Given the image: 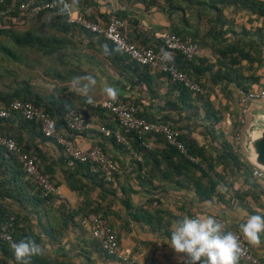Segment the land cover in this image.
Wrapping results in <instances>:
<instances>
[{"label": "trees", "instance_id": "obj_1", "mask_svg": "<svg viewBox=\"0 0 264 264\" xmlns=\"http://www.w3.org/2000/svg\"><path fill=\"white\" fill-rule=\"evenodd\" d=\"M20 1L5 0L0 3V9L8 11L13 16L18 15L22 11L19 7ZM129 2H143L147 7L155 6L162 12H166L169 17H172L177 11L183 12V15L177 21L171 19L174 22V26L170 32L179 35L183 40L197 42L200 47V53L196 57L188 59L179 52H175V62L179 69L196 80L203 89H212V87L218 85L221 92L227 91L228 95L232 92L234 96L232 98H236L238 104L241 91L247 92L252 88L264 86V76L258 73L259 68L264 66V0H164L163 4L159 3L158 0H129ZM88 3L87 0H78L77 4V7L85 16L103 21L116 16L125 21L124 32L126 36H129H127L128 40L131 42H134V40L139 41L135 43L142 47L163 48L159 38L149 39L146 36L142 37V35L132 38L130 34H126V22H132V19L127 16L126 9L117 10L109 16L96 17L93 14L85 13L84 8ZM227 10L233 14L244 12L248 15L250 22L260 21V24L256 25L255 31H251L250 28H244L241 33H237L235 29L230 27L232 19L226 17L225 12ZM187 12H189V15L186 14ZM42 13L53 16L50 19V24L62 33V36L43 34L41 32L35 33L32 29L18 33L11 31L7 27H0V35H7L16 48L21 50L31 49L48 57L47 59L54 62L62 60V63L65 64L67 59H64L63 47L65 48V45L68 44H71L70 48L74 47L71 36H74V32L78 30L77 32H83L90 37L86 47L93 49L94 55H102L112 66L118 68L120 79L116 81L117 85L126 84L124 82L130 81L128 79L131 77L130 74L137 70L146 74L152 72L149 66L139 64L122 51L112 55H104V45H107L110 49L116 48V46L102 36H98L76 24L69 23L66 14H58V9H44L37 14ZM133 20L137 22L135 19ZM203 28L205 29L204 31ZM207 52L215 55L214 61H211ZM94 55H89L91 60L98 59ZM76 58L75 61L80 60L78 56ZM24 64L28 63L23 60V54L14 51L11 45L0 41V108L5 107L14 100L31 101L54 117L57 130L60 133L66 137H69V134L73 132L76 133V131L67 130L62 118L63 111L69 107L80 111L86 117L83 111L75 104L74 93L68 91L65 87H54L49 94H41L34 91L29 78L19 76L20 69ZM74 69L70 68L69 73L74 72ZM153 73L162 74L170 81V96L162 105V108L167 110L166 113L147 115L140 111L138 104L133 99L131 100L130 97L119 95V98L132 103L137 108L140 116L152 121L165 122L178 129L180 138L185 144L189 155L195 157L196 160L192 161L182 156L176 148L169 145L159 135H145L142 139L146 145H142L140 143L141 140L132 135L130 138L134 149L142 157V161L135 159L138 162L139 170L146 168L151 161L152 169L150 171L160 172V177L164 181L174 183L178 188H194L195 194L200 200L211 199L219 194L221 185L225 186L226 189L231 188L233 182L230 177L234 176H242L245 182H249L252 188H256L258 185L257 180L259 179L253 176V165L239 151V145L233 144L225 138L219 140L218 146L206 147L199 145L190 134L191 127L197 125L195 119H199L198 115H200L198 106L194 105L195 102L203 99L201 102L203 109L201 119L207 122L206 125L211 126L221 121L225 110L229 109L228 104H225L226 109L220 104L216 108L207 91L203 90V92L193 93L182 84L172 81L166 74ZM54 74L62 76V73L58 70H55ZM207 81H209V84H207ZM91 108L105 113L109 120H113L116 123V127H114L115 124L114 126H104L112 130L119 128L118 123L112 116L100 108L99 105H93ZM182 111L188 114L184 116L186 123L180 125V120L175 119L174 116L178 114L183 119L180 114ZM238 111L239 105L231 120L233 121L232 135L234 134L233 130L236 122L238 126L235 129V133L239 131L241 125L238 120ZM21 130L22 132H28L30 135L34 134L42 137V139L53 140L64 153L62 146L54 138L43 135L37 122L26 120L18 113H11L8 117L0 118V135L13 138L24 151L37 155L40 161L42 159L47 161L43 151L36 148L32 149L26 144V138L21 134ZM100 133L104 135V133ZM104 136L116 142L113 135ZM152 137L163 143L160 159H150V155H153V152L148 147V142ZM116 143L122 149V146L118 142ZM66 157L72 162L71 173L66 176V183L70 189L85 196L89 193L90 189L87 186L84 187L81 178L75 176L77 173L82 177L88 178L94 186L100 188L109 187L113 183L114 180L106 181L101 173L92 171L88 163L73 160L68 155ZM161 164H163V167H161ZM218 167H221V170H218ZM40 169L43 173H47L55 186H57L48 172V165L45 163L43 168L40 162ZM150 171H147L149 176L153 175V173H149ZM155 176L157 175L155 174ZM144 177L147 176L145 175ZM92 188L94 187L91 186ZM56 194L51 192L43 195L41 187L36 181L27 176L17 158L10 151L0 146V224L6 221L11 222L10 241L19 242L25 238H33L37 243L44 246L45 254L33 257L31 264H75L65 256H62L61 253L49 251L46 243L49 241L52 246L55 242H61L63 236L70 233L77 226L88 232L81 224V219L90 213H98L110 223L106 214L99 212L95 208L82 212L80 209H70L61 199L56 203ZM233 195L239 200H243L245 196H248V192L235 190ZM252 197L256 199V196L252 195ZM151 202V199H147L145 205L141 206L142 210H140V213L143 215L141 219H147L148 224L154 226L152 221L156 219V214L163 212L157 209L154 214L147 212V215H145L146 212L143 211L142 207L149 205ZM125 204L126 207H131L128 202H125ZM55 213L59 215H55ZM33 220L35 223L32 222ZM113 230L115 231L114 228ZM90 237L96 243V246H99V250L107 256L98 240L91 235ZM10 241L0 239V264H17L10 247Z\"/></svg>", "mask_w": 264, "mask_h": 264}, {"label": "crops", "instance_id": "obj_2", "mask_svg": "<svg viewBox=\"0 0 264 264\" xmlns=\"http://www.w3.org/2000/svg\"><path fill=\"white\" fill-rule=\"evenodd\" d=\"M158 1L162 4L164 2V0ZM87 2L89 3L84 8L85 13L93 14L96 17L109 16L117 10L126 9L127 16L132 19V22H126V34H130L132 38L137 35L146 36L149 39L158 38L161 34L172 30L174 22L171 19L177 21L183 15V12L177 11L172 17H169L166 12H162L155 6L147 7L143 2L132 3L129 0H87ZM186 14L189 15V12ZM133 19L137 22H134ZM135 42L138 43L139 41L134 40ZM96 58L98 57L96 56ZM92 61L95 71H86L85 74H92L97 83L103 82V80L99 81V78L104 74L109 82L102 84L114 86L121 96L133 99L138 104L141 112L151 116L167 112L162 108V105L170 96V81L164 75L153 72L146 74L137 70L130 74L131 77L128 78L130 81L124 82L126 84L117 85L115 82L120 79L119 71L114 72L116 76L111 73L110 68L113 67L111 63L107 60L98 61V59ZM101 63L109 71H103V64ZM71 79L73 77H65L61 86L75 94V104L91 121L92 128L81 133L73 132L69 137L83 148L94 144L103 146L105 152L113 158L118 167V172L111 186H104L103 188L94 186L91 180L77 173V175H74L81 178L84 187L87 186L90 189L89 193L85 196L70 189L66 183V176L71 173L72 162L66 157L62 149L53 140L42 139V137L34 134L30 135L26 131L22 132V130L21 134L25 136L26 144L30 148L39 149L45 154L47 161L42 159L40 162L43 168L45 163L48 165V172L57 184L55 202L58 203L61 199L72 210L80 209L84 212L87 209L95 208L99 212L105 213L112 228L117 233L121 248L127 250L138 264H183V254L175 253L169 245L174 222L183 216L199 215L203 218L213 215L226 222L227 230L233 232L239 231V225L246 222L249 215L264 212V180L256 179L258 185L256 188H252L251 184L245 182L242 176L230 177L233 182L231 188L226 189L225 186L221 185L219 194L211 199L200 200L196 196L194 188H178L174 183L164 181L160 177V172L150 171L152 169L151 161H148L149 164L146 168L139 170L138 162L129 152L120 149V146L113 139L105 137L98 131L100 125L114 126L115 124L114 127H116V123L109 120L105 113L91 108L95 103L107 98L103 92V86L96 85L95 89L97 91L91 93L95 103L90 105L86 103V98L82 94L73 91L72 83L67 82ZM101 83L99 84L102 85ZM208 96L211 101L214 98H227V95L219 92L209 93ZM194 105L198 106L200 112L202 109L201 103L195 102ZM215 107L218 108V106ZM180 114L183 119L178 114L174 118L180 120V125H183L186 123L184 116L188 113L182 111ZM201 115H198L199 119H195L197 125L191 127L190 131L191 136L199 145L215 147L218 146L219 140L225 138L229 140L228 132H231L232 121L228 112L225 111L221 121L213 126L206 125L207 122L202 121ZM148 143V147L153 152L150 159H160L163 143L155 137L150 138ZM161 167H163V164H161ZM218 170H221V167H218ZM147 171H150L149 173H153V175L149 176ZM145 175L147 177H144ZM174 178L176 179V177ZM91 186L94 188L91 189ZM235 190L246 191L248 196H245L243 200H239L233 195ZM252 195L256 196V199ZM147 199H151L152 202L145 206L147 208L142 207L143 211L146 212L145 215H147V212L154 214L157 209L163 212L156 214V219L152 221L154 226H150L147 219H141L143 216L140 213L141 206L145 205ZM125 202L131 204V207H126ZM55 215L59 214L55 213ZM32 222L35 223L34 220ZM262 241H264V237H262ZM46 247L49 251L61 253L62 256L75 264L115 263L114 259L105 256L99 250V246H96V243L92 241L88 232L78 226L70 233L65 234L61 242H55L51 246L48 241ZM251 247L255 254L264 260V242L259 247ZM239 264L242 263L239 261Z\"/></svg>", "mask_w": 264, "mask_h": 264}, {"label": "built area", "instance_id": "obj_3", "mask_svg": "<svg viewBox=\"0 0 264 264\" xmlns=\"http://www.w3.org/2000/svg\"><path fill=\"white\" fill-rule=\"evenodd\" d=\"M5 0H0V3ZM71 3V0H67ZM19 7L22 11L31 10L36 13L41 10L58 9L57 0H21ZM67 21L76 24L98 36L108 39L116 47L119 46L122 52L126 53L132 60L142 65H147L152 72L166 74L172 81L182 84L193 93L203 92L201 85L190 77L183 70L179 69L175 62L168 63L163 61L161 49L152 47H142L128 40L125 35V21L112 16L107 21L92 19L85 16L75 5L70 14L66 13ZM162 47L171 52H179L184 57L192 59L199 55L200 47L197 42L183 40L173 32H165L158 37ZM264 100V86L252 88L247 92H240L238 120L241 124L245 121V116L252 102ZM95 105L107 111L118 123L119 128L112 130L104 125L98 126V131L104 135H113L116 142L122 146V150L129 152L134 159L142 161V157L134 149L130 136H135L141 140L142 145H146L142 139L145 135H159L169 145L177 149L184 157L195 161L196 158L189 155L187 148L180 138V131L170 124L161 121L148 120L138 114L137 108L129 101L121 98L117 102H112L107 98ZM11 113H18L26 120H32L39 124V128L45 137H52L62 146L64 153L71 159L88 163L91 170L99 172L106 181H113L118 167L116 162L109 156L99 144L83 148L72 138L66 137L57 130L54 117L44 111L41 107L31 101L14 100L5 107L0 108V118L8 117ZM64 125L68 131L82 132L92 128V123L80 111L74 108H67L63 111ZM69 134V132H67ZM70 135V134H69ZM236 145L240 143V132L236 133ZM0 146L10 151L22 167L28 177L33 179L41 187L42 194L57 193V186L47 173L40 169V159L37 155L24 151L21 146L11 137L0 135ZM252 174L259 180H264V171L253 166ZM81 224L88 233L98 240L101 248L107 256L114 259V264H138L127 250L121 248L119 239L108 220L98 213H90L83 219ZM240 237L241 252L239 261L242 264H264L254 252L247 240L239 231H233ZM0 239L3 241L11 240V222L6 221L0 224Z\"/></svg>", "mask_w": 264, "mask_h": 264}, {"label": "clouds", "instance_id": "obj_4", "mask_svg": "<svg viewBox=\"0 0 264 264\" xmlns=\"http://www.w3.org/2000/svg\"><path fill=\"white\" fill-rule=\"evenodd\" d=\"M78 4V0H57L58 14H70L71 9ZM119 46L109 48L103 46L104 55H112L120 52ZM163 61L174 62V55L161 49ZM73 91L82 94L87 104H94L93 96L90 94L95 88L97 80L92 74H84L73 77ZM104 94L112 102L119 99V91L114 86L106 85ZM262 138V137H259ZM240 234L253 247H259L264 237V212L249 215L246 222L239 225ZM169 245L177 254H183V264H239L240 237L227 230V223L213 215L207 217L183 216L176 220L171 230ZM17 264H31L33 257L43 256L45 248L33 238H25L19 242L10 241Z\"/></svg>", "mask_w": 264, "mask_h": 264}, {"label": "rangeland", "instance_id": "obj_5", "mask_svg": "<svg viewBox=\"0 0 264 264\" xmlns=\"http://www.w3.org/2000/svg\"><path fill=\"white\" fill-rule=\"evenodd\" d=\"M231 10V9H230ZM228 11V12H227ZM225 12L226 17L229 19H232V23H230V27L235 29L237 33H241L244 28L248 29L250 28L251 31H255L256 25L260 24V21H249L248 20V15L245 14L244 12H238V13H230L229 10ZM52 15L50 16L49 14H37L34 11L27 10V11H21L18 15H11L8 11H3L0 9V27H7L10 28L11 31L15 32H24L26 30L32 29L35 33L36 32H41L43 34H49V35H58L62 36V33L57 31L52 25L50 24V19H52ZM232 24V25H231ZM77 29V28H76ZM205 29L203 28V31ZM74 32V36H71L72 41L74 42V47L70 48L71 44L65 45L66 47H63L64 51V59H67L66 63H62L61 61H52L50 59H47L48 57L43 56L41 53H37L34 50L31 49H25L21 50L19 48H16L14 44H12L10 38L7 35H0V41L7 43L11 45V47L14 49V51L23 54V60L25 63L27 62L28 64H24L23 67L20 69V74L19 76L22 78H29L30 82L32 83V87L34 91H37L41 94H49L53 91L54 87H62L61 85L64 82V78L66 77H75V76H80L86 73V71H95V66L92 65L93 61L90 59V54H93V49H89L86 47V44L88 45V40L90 37H88L85 33H79ZM68 35V34H67ZM71 50L73 51L71 53ZM72 55V56H71ZM207 55H209V58L212 59V61L215 58V55L211 52H207ZM76 56L79 57L80 60L75 61L77 58ZM89 56V58H88ZM95 58L96 56L98 57V61H104L105 58L102 55H94ZM63 59V60H64ZM96 60V59H95ZM82 61V62H81ZM77 62V63H75ZM80 62V63H79ZM82 63V64H81ZM76 64V65H74ZM103 64V63H101ZM109 67V66H108ZM70 68H75L74 72L69 73ZM112 68V69H111ZM111 73H113L115 76L116 74L114 72H118V68L113 66L111 67ZM103 71H109L107 68H105L104 64L102 67ZM58 70L59 72L62 73V76H56L54 74V71ZM99 70V69H98ZM258 73H260L262 76H264V66L259 68ZM99 75V74H98ZM103 80L102 83L109 82V79L106 77V75H102L99 78ZM72 81V79H71ZM71 81H67L70 82ZM66 82V81H65ZM209 81H207V84ZM98 82L96 85L103 86L105 87L104 84L100 85ZM116 84V82H115ZM96 87V86H95ZM204 91H207L208 93H215L219 92L221 94L227 95V98H221L217 99L214 98L212 100L214 106H219L222 105L223 108L226 109V105L228 104L229 109H224L226 113L228 112L231 115V120L232 116L234 113H236V109L238 107L237 104V99L232 98L233 94L230 92V94H227V91L221 92L219 86H214L212 89H203ZM97 91L95 88L91 91V93ZM90 93V94H91ZM75 95V94H74ZM234 97V96H233ZM203 99L198 100L199 103L202 102ZM264 106V105H263ZM232 111V112H231ZM203 113V110H200V115ZM235 117V116H234ZM233 122V121H232ZM238 123L236 122L235 128L233 130V135H232V130L231 132H228V138L230 142L233 144H236V133L235 129L237 128ZM242 131V124L240 125L239 132H240V140H241V132ZM244 138H246V135H244ZM242 145H246L245 141L242 142ZM239 151L242 152L243 155L244 151L241 149V144L239 146ZM246 158V156H244Z\"/></svg>", "mask_w": 264, "mask_h": 264}, {"label": "water", "instance_id": "obj_6", "mask_svg": "<svg viewBox=\"0 0 264 264\" xmlns=\"http://www.w3.org/2000/svg\"><path fill=\"white\" fill-rule=\"evenodd\" d=\"M264 100L250 104L242 124L240 144L250 163L264 171ZM246 135V138H244ZM262 137V138H259ZM245 141V146L242 142Z\"/></svg>", "mask_w": 264, "mask_h": 264}]
</instances>
